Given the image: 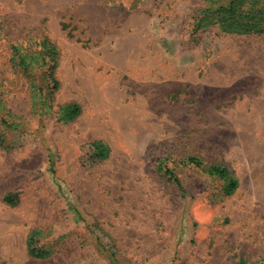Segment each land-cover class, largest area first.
I'll return each mask as SVG.
<instances>
[{
    "label": "rangeland",
    "instance_id": "obj_1",
    "mask_svg": "<svg viewBox=\"0 0 264 264\" xmlns=\"http://www.w3.org/2000/svg\"><path fill=\"white\" fill-rule=\"evenodd\" d=\"M229 2L0 0V264H264V0L242 32ZM42 37L47 98L7 62Z\"/></svg>",
    "mask_w": 264,
    "mask_h": 264
},
{
    "label": "trees",
    "instance_id": "obj_2",
    "mask_svg": "<svg viewBox=\"0 0 264 264\" xmlns=\"http://www.w3.org/2000/svg\"><path fill=\"white\" fill-rule=\"evenodd\" d=\"M244 0H230L228 4L220 5L211 10L215 15L216 23L220 28L227 32H242L256 26L251 18L256 13L253 6H245ZM243 4L245 7H243ZM36 49L23 50L16 43L10 46L8 52V65L13 69V73L18 77L35 80L34 86L37 87L36 95L42 97L44 87L48 89L46 98L51 96L59 86V80L55 76V69L58 63V54L55 45L48 37L39 38L36 42ZM37 81V82H36ZM60 120L70 121L81 113V106L78 103H69L60 107ZM94 146L98 151V156H104L109 152V147L101 140L94 141ZM188 163L202 169L204 172L217 176L224 180L225 191L232 193L238 186V180L232 176L230 169L221 164L205 165L202 158L191 155L187 158ZM166 173L170 175L179 186V178L172 170L166 168ZM10 201L12 197L8 196ZM36 253L35 249L31 250ZM239 264H247L245 259H241Z\"/></svg>",
    "mask_w": 264,
    "mask_h": 264
}]
</instances>
